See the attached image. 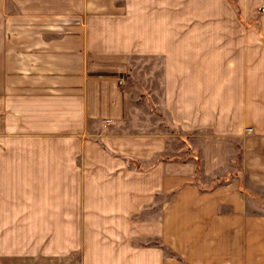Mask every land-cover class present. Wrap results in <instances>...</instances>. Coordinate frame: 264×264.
Wrapping results in <instances>:
<instances>
[{
    "label": "crops",
    "instance_id": "1",
    "mask_svg": "<svg viewBox=\"0 0 264 264\" xmlns=\"http://www.w3.org/2000/svg\"><path fill=\"white\" fill-rule=\"evenodd\" d=\"M0 264H264V0H0Z\"/></svg>",
    "mask_w": 264,
    "mask_h": 264
},
{
    "label": "rangeland",
    "instance_id": "2",
    "mask_svg": "<svg viewBox=\"0 0 264 264\" xmlns=\"http://www.w3.org/2000/svg\"><path fill=\"white\" fill-rule=\"evenodd\" d=\"M234 5H238L235 1H234ZM239 9V8H237ZM136 67L140 66L138 63L135 64ZM156 69L160 70L161 68V64H156ZM142 67V71L144 72V63H142L141 65ZM138 75L136 77H133L134 79V87L136 86V88H134L135 91L133 92V96L135 97V102L133 104V116H132V120L130 121V123H127L126 127H121L119 129V131L121 132H130L133 134H139V133H144V132H159V131H164L166 133H169L170 135L175 136L172 140V142H174L176 140V135H182L180 134V131L178 130V128L176 126H174L170 120V117L165 114V113H156V112H152V114L150 112H148V109L150 107L149 103L147 102V99H145V94H146V87H144V82L146 80L145 76L140 75V71L138 70ZM160 73V71H158V74ZM157 80H159V77L157 78ZM122 82V80H121ZM139 86V89H138ZM154 86L155 89L157 88V92L159 93V81L154 82ZM133 99V98H132ZM133 99V100H134ZM188 139V136L187 138ZM173 146L175 145L174 143L172 144ZM180 145V143H179ZM186 150L189 151V147L187 146V142H186V146H185ZM172 152V153H171ZM178 152V153H177ZM191 153V151H189ZM181 151H178L176 149H172L170 151V155H173L174 157L176 156V154H180ZM193 153L195 155H200V151H196L193 150ZM182 154V153H181ZM152 162L150 163H146L143 164L141 166V164L138 162L137 166L138 167H142V168H148L150 167ZM233 172L234 174H239L242 172V167L240 165L239 159L237 161H234L232 163V165H230L227 169V173H222V175H226V174H230V172ZM218 178H220L218 176ZM201 184H206V185H210V183L206 180H203ZM215 183H218L217 179L216 181H214ZM213 182V184H214Z\"/></svg>",
    "mask_w": 264,
    "mask_h": 264
},
{
    "label": "trees",
    "instance_id": "3",
    "mask_svg": "<svg viewBox=\"0 0 264 264\" xmlns=\"http://www.w3.org/2000/svg\"><path fill=\"white\" fill-rule=\"evenodd\" d=\"M200 169H201V162H200V160H197V170H198V173L200 172Z\"/></svg>",
    "mask_w": 264,
    "mask_h": 264
}]
</instances>
